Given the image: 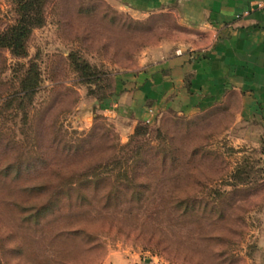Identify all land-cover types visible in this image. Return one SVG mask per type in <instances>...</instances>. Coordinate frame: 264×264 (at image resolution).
Returning a JSON list of instances; mask_svg holds the SVG:
<instances>
[{"label": "rangeland", "instance_id": "rangeland-1", "mask_svg": "<svg viewBox=\"0 0 264 264\" xmlns=\"http://www.w3.org/2000/svg\"><path fill=\"white\" fill-rule=\"evenodd\" d=\"M17 1L0 0V34ZM40 14L22 53L0 44V264H264V134L236 100L128 134L91 105L189 29L105 0H43ZM135 145L127 188L118 167L94 169Z\"/></svg>", "mask_w": 264, "mask_h": 264}, {"label": "crops", "instance_id": "crops-1", "mask_svg": "<svg viewBox=\"0 0 264 264\" xmlns=\"http://www.w3.org/2000/svg\"><path fill=\"white\" fill-rule=\"evenodd\" d=\"M105 1L137 18L169 10L189 32L120 74L109 95L92 100L96 111L128 134L162 111L187 115L236 100L235 116L264 134V0Z\"/></svg>", "mask_w": 264, "mask_h": 264}, {"label": "trees", "instance_id": "trees-1", "mask_svg": "<svg viewBox=\"0 0 264 264\" xmlns=\"http://www.w3.org/2000/svg\"><path fill=\"white\" fill-rule=\"evenodd\" d=\"M42 3H43V0H18L17 1L18 18L16 22L6 31L8 33L0 34V44L4 43L5 45L12 47L13 51L17 53H22V50H23L22 42L26 36L28 29L32 26L39 25L41 23L40 8H41ZM86 78H89V76H86ZM113 87L114 86H112L107 93L100 94L98 97H95V98L98 101L103 99L104 97H106L112 92ZM31 91H33L32 88H24L19 93L12 95L10 99L19 98L20 96L30 93ZM139 123L141 122H137L136 124H139ZM143 130L144 129L142 128L137 129V131L134 132L133 137H131L129 143H127L126 145L119 146V151L125 154L126 151H124V149H128L130 147L131 142L136 141L134 140V136L143 133ZM141 147L142 146L135 145L134 149L131 150L130 152L131 154L129 155V157L125 158L121 162H118L116 164L113 162L105 163L103 165L99 164V165H96L94 169L105 171V172H112L114 171L115 167H118L115 173V178L117 179V181L116 180L115 181L116 182L120 181L118 180L120 178L121 180H123V182L127 184L125 186V188H127L128 184L131 182V179H129L128 177L129 172L131 173L134 172L133 169L135 168V164L141 160V156L144 152V150ZM93 175L94 177H97L93 181L95 184H98L106 180L104 176L100 177V175H97V174H93ZM83 181L84 183H87L89 180L88 178H85Z\"/></svg>", "mask_w": 264, "mask_h": 264}, {"label": "built area", "instance_id": "built-area-1", "mask_svg": "<svg viewBox=\"0 0 264 264\" xmlns=\"http://www.w3.org/2000/svg\"><path fill=\"white\" fill-rule=\"evenodd\" d=\"M257 7H262V5L261 4H257ZM244 13H246V12H244ZM179 52V50H176V52L175 53H178ZM146 123L147 122H149V121H145Z\"/></svg>", "mask_w": 264, "mask_h": 264}]
</instances>
